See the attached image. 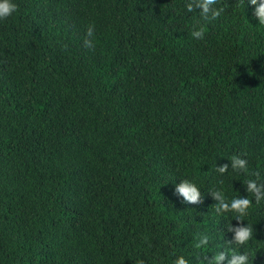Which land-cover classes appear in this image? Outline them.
Listing matches in <instances>:
<instances>
[{
    "label": "trees",
    "instance_id": "obj_1",
    "mask_svg": "<svg viewBox=\"0 0 264 264\" xmlns=\"http://www.w3.org/2000/svg\"><path fill=\"white\" fill-rule=\"evenodd\" d=\"M188 2L15 0L0 21V264H205L219 250L264 264V201L244 184L264 183V28L247 0H221L220 20ZM233 156L247 174L217 172ZM182 180L199 205L173 197ZM215 190L252 200L241 221ZM230 224L252 228L246 245L228 243Z\"/></svg>",
    "mask_w": 264,
    "mask_h": 264
},
{
    "label": "clouds",
    "instance_id": "obj_2",
    "mask_svg": "<svg viewBox=\"0 0 264 264\" xmlns=\"http://www.w3.org/2000/svg\"><path fill=\"white\" fill-rule=\"evenodd\" d=\"M221 0H190L186 3V9L191 13L194 9H199L200 14L207 18L210 16L212 20H220L221 16L225 12V8L220 6ZM247 5L252 9V18L255 19L261 28H264V0H247ZM17 4L15 0H0V21L6 20L12 17L17 12ZM193 38L200 39L203 37V29H194L191 33ZM84 47L92 49L95 47V24L90 23L87 26L85 39L83 40ZM230 165L223 164L216 167V170L221 175L228 172L229 167L234 173H248V161L241 156H233L230 158ZM253 175L258 176L259 173ZM245 191L251 193L256 203L264 201V183H258L257 179H246L244 181ZM210 195L217 202V212H232L236 215L237 221H241L249 206L252 203L247 196H238L231 201L226 200L222 190L211 191ZM173 197L184 205L192 206L199 205L202 200V193L196 185L188 180H182L174 187ZM228 232H231L232 240L228 243H235L238 246H244L252 237V228L246 225L233 226L232 224L227 226ZM209 238L207 235H203L199 238L196 244L197 248L204 247L208 244ZM205 264H252L249 260V255L245 253H237L233 251L230 255L226 250H219L211 259L204 257ZM138 264H144L141 260ZM178 264H186L184 259H180Z\"/></svg>",
    "mask_w": 264,
    "mask_h": 264
}]
</instances>
